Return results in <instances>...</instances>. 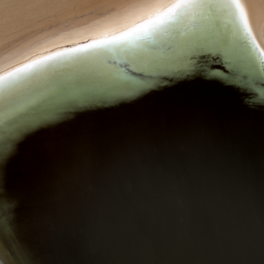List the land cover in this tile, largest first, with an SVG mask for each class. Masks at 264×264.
I'll list each match as a JSON object with an SVG mask.
<instances>
[{"label":"water","instance_id":"obj_1","mask_svg":"<svg viewBox=\"0 0 264 264\" xmlns=\"http://www.w3.org/2000/svg\"><path fill=\"white\" fill-rule=\"evenodd\" d=\"M211 5L162 47L1 86L0 264H264V65Z\"/></svg>","mask_w":264,"mask_h":264},{"label":"bare ground","instance_id":"obj_2","mask_svg":"<svg viewBox=\"0 0 264 264\" xmlns=\"http://www.w3.org/2000/svg\"><path fill=\"white\" fill-rule=\"evenodd\" d=\"M177 3L198 7L173 16ZM211 4L226 9L264 65V0H0V87L76 59L112 62L162 47L166 35L191 26Z\"/></svg>","mask_w":264,"mask_h":264},{"label":"snow or ice","instance_id":"obj_3","mask_svg":"<svg viewBox=\"0 0 264 264\" xmlns=\"http://www.w3.org/2000/svg\"><path fill=\"white\" fill-rule=\"evenodd\" d=\"M171 7L174 9L172 15L175 16L179 13H183L187 9L198 7V5L193 3H177L172 5ZM200 56H210L214 63L219 65V67H223L224 71H217L215 73L216 75L227 76V75L238 74L245 78L249 77V72L246 68L233 62L229 57V55L225 56L220 52H217L215 54L211 52H203V51L194 52L192 55L188 57L189 64L192 65V69L194 67V58H198ZM0 130H3L4 132V135L0 136V143L7 142L5 150H7V152H11L12 148L14 147L16 133H18L20 130V124L17 120H13L3 126H0Z\"/></svg>","mask_w":264,"mask_h":264}]
</instances>
